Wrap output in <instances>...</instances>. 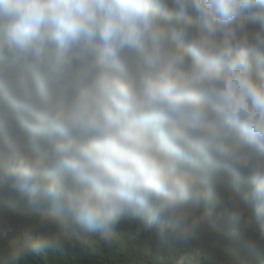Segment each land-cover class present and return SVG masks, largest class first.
<instances>
[{
  "label": "clouds",
  "instance_id": "clouds-1",
  "mask_svg": "<svg viewBox=\"0 0 264 264\" xmlns=\"http://www.w3.org/2000/svg\"><path fill=\"white\" fill-rule=\"evenodd\" d=\"M220 184L264 248V0H0V194L41 209L4 264L125 218L197 241Z\"/></svg>",
  "mask_w": 264,
  "mask_h": 264
},
{
  "label": "trees",
  "instance_id": "trees-1",
  "mask_svg": "<svg viewBox=\"0 0 264 264\" xmlns=\"http://www.w3.org/2000/svg\"><path fill=\"white\" fill-rule=\"evenodd\" d=\"M232 191L239 198L243 184ZM0 197L12 201L7 209H0V264H4V250L32 228L41 209L29 206L13 192ZM231 210L227 191L220 184L202 205L205 231L197 241H173L162 237L158 226L146 228L139 219L125 218L114 230L111 242H105L98 233L70 229L61 246L22 256L17 264H132L134 259L146 264H176L187 252L198 253L200 264H264V248L254 245L253 234H242L236 229Z\"/></svg>",
  "mask_w": 264,
  "mask_h": 264
}]
</instances>
